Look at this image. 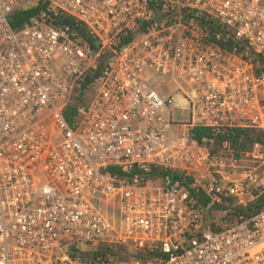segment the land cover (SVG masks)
<instances>
[{"label": "built area", "instance_id": "built-area-1", "mask_svg": "<svg viewBox=\"0 0 264 264\" xmlns=\"http://www.w3.org/2000/svg\"><path fill=\"white\" fill-rule=\"evenodd\" d=\"M252 53L264 56V0H0V264H264V210L206 221L226 197L264 191V144L192 139L196 126L264 131ZM148 73L183 93L189 122ZM118 245L125 260L83 255Z\"/></svg>", "mask_w": 264, "mask_h": 264}, {"label": "trees", "instance_id": "trees-1", "mask_svg": "<svg viewBox=\"0 0 264 264\" xmlns=\"http://www.w3.org/2000/svg\"><path fill=\"white\" fill-rule=\"evenodd\" d=\"M44 9L45 6L42 3H39L33 7L20 8L9 16L10 24L15 30H20L25 26L26 23L39 16ZM57 22L74 23L70 18H59ZM76 28L82 40L94 46V40L87 31L86 26L79 24ZM243 48L245 47L243 46ZM252 58L254 62L260 64V69L264 70V56L252 53ZM100 68L101 65L99 64L97 68L90 72V75L87 79V84L81 91L79 98L80 102H82L84 90L93 83L95 77L100 72ZM80 102H76V104H79ZM73 107L74 105H71L68 109L72 110ZM204 138L209 140V144L212 145L213 150L220 149L226 141H229L233 148L239 151H246L251 148L254 142H260L264 144V131L258 128H230L226 131L215 133L211 128L201 126H196L192 129V139L194 141L202 143ZM110 170L113 173L117 171V169L114 167L110 168ZM150 174L152 175V178L171 177L173 181H184L186 185H189L191 182L190 179H184V174L174 170L153 168ZM192 193L195 194V190H192ZM206 201L207 198L203 195L198 204H204ZM213 210L214 213L210 214L206 221L211 225L212 228L220 229L225 222L234 223L239 220L241 216L249 218L254 214L264 210V191L259 193L254 200L242 204H238L234 198L228 196L223 203L216 205ZM83 255L88 259H93L96 261L103 259L108 260L111 256H116L120 260H125V257L129 256L130 253H125V246L118 245L112 249L105 246H98L94 250L92 249L85 252Z\"/></svg>", "mask_w": 264, "mask_h": 264}, {"label": "rangeland", "instance_id": "rangeland-1", "mask_svg": "<svg viewBox=\"0 0 264 264\" xmlns=\"http://www.w3.org/2000/svg\"><path fill=\"white\" fill-rule=\"evenodd\" d=\"M151 74L146 75L148 81L158 80L166 86V91L164 94L172 95L174 97L173 102L171 103L172 118L175 122H189L191 119V110L189 106V101L183 95V93L176 91L175 87H170L168 79L158 76V78L151 77Z\"/></svg>", "mask_w": 264, "mask_h": 264}]
</instances>
